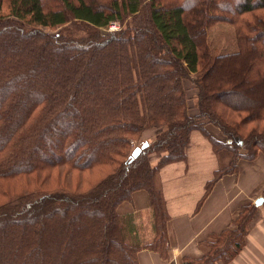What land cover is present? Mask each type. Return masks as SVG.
I'll use <instances>...</instances> for the list:
<instances>
[{"label": "trees", "instance_id": "16d2710c", "mask_svg": "<svg viewBox=\"0 0 264 264\" xmlns=\"http://www.w3.org/2000/svg\"><path fill=\"white\" fill-rule=\"evenodd\" d=\"M235 2L198 9L199 0H0V264H138L141 250L166 259L158 173L184 159L190 133L208 136L212 127L229 142L210 137L215 151L233 159L213 181L235 170L236 157L264 153V0ZM213 12L230 15L224 20L234 27L235 50L209 57ZM139 14L134 27L99 30ZM237 57L257 62L255 79L232 87L213 76ZM183 81L195 88L192 108ZM241 84L252 88L242 97L248 105L260 97L256 107L228 102ZM146 129L156 131L151 142L131 146ZM64 166L83 174L78 190L39 184ZM140 204L150 210L147 241L135 220L141 213H133ZM248 216L202 244L200 259L182 264L229 262L243 245Z\"/></svg>", "mask_w": 264, "mask_h": 264}, {"label": "crops", "instance_id": "0c3cea01", "mask_svg": "<svg viewBox=\"0 0 264 264\" xmlns=\"http://www.w3.org/2000/svg\"><path fill=\"white\" fill-rule=\"evenodd\" d=\"M155 133L149 132L148 139ZM210 137L221 140L222 136L220 132L211 131L206 136L192 131L184 159L159 170L158 184L167 215V258L163 260L157 252L142 250L136 257L138 264H182L184 259L198 260L205 253L202 244L226 232L238 217L248 212L241 249L229 262L214 264H264V153L252 160L237 157L235 170L213 181L214 175L226 171L233 159L226 149L215 151ZM259 199L262 202L255 205ZM138 211L142 216L136 217L137 224H140L138 219L148 220L146 207L140 204L133 213ZM144 226L143 239L147 241L148 222Z\"/></svg>", "mask_w": 264, "mask_h": 264}, {"label": "rangeland", "instance_id": "374dc122", "mask_svg": "<svg viewBox=\"0 0 264 264\" xmlns=\"http://www.w3.org/2000/svg\"><path fill=\"white\" fill-rule=\"evenodd\" d=\"M98 1L100 2V0H97V2ZM195 1H197V0H195ZM199 1H200V3L198 4V7H200V5H201V7L198 8V9L203 8V4H205V6L208 7V8L213 5V6H215L216 9H222V8H220V6L225 4V2H227V0H226L225 2L223 1L222 4H218V3H215L214 0H199ZM235 1L232 0V3H234ZM239 1L240 0H238V3H240ZM47 2H48L47 4L51 5V2H53V0H47ZM191 3L186 4V7L190 8ZM197 3L198 2H195V4H197ZM6 8L7 7L4 6V10L5 11H6ZM228 9H229L230 12L233 11V9L230 7V5H228ZM210 15L208 14L209 18H210ZM212 15H217L218 21H217L216 24H211V27L209 29H207V34H206L207 35V42H206L207 49H205L206 50V55L208 54L209 57L210 56L212 57V55L213 56L218 55V54H220L223 51H227L229 53L233 52L235 50V43L231 39H229V36H230L231 32L233 33L234 27H232L231 25H227L225 23V20H224L225 18H229L230 15L225 16V15L220 14V12H213ZM142 18H143V14H139V15H137L135 17L134 16H132V17L128 16L126 18V20L123 22V24L112 23L109 26H107L106 28H102V29L100 28L99 30L101 32H107L108 33V32L118 31V30L122 29V27H124V26L126 27L128 25L134 27V23H138L139 21L141 22ZM189 23H190V25L192 27L194 26V23H192L191 21ZM193 30H194L193 32H196L194 28H193ZM47 31H48V33H52L53 34V33L57 32V29H48ZM248 41L249 40H247L246 44L244 42V46L246 48L251 47V45H249ZM200 54H202V53L200 52ZM239 57H237L236 60H235V62H238L237 64H232L233 62L230 61V60L222 62L221 65L218 66L219 72H217V73L215 72V74L213 76L218 77L217 80L219 78L221 79V78L226 77L228 79V83H229L228 86H232V87L235 86L238 83V79L239 78H242L243 81H245L248 77L255 79L256 76H254V74L256 72L254 73V71L256 70V68L258 69V66L256 64L257 62L251 63L248 66L246 64V62L244 63L243 60L241 58H239ZM238 59H241V60H238ZM238 64H239V66H238ZM232 66L234 67V69H233L234 71L230 70V68ZM201 69H202V67L200 66L199 72L200 71L202 72ZM236 69L239 70V74H237L236 76H233V72L236 73L235 71H237ZM249 69L251 70L250 74H248ZM214 71H216V70H214ZM258 71L259 70H257V72ZM192 76L195 77V75H192ZM215 83H216V81H215ZM183 88H184L185 95L188 97L187 104H188L189 107L192 108L193 100H194V96H195V92H196L195 88H194L193 84H191L189 81H183ZM237 89H238L237 91H232L233 93L236 92V94L230 95L232 98H230L231 100H228L229 103H231L234 106L236 105V106H240V107H244V108H246V107L249 108V107H254V106L256 107L257 106L260 97L257 100L255 99L254 101H251V105H248L247 102H244V100H242V97H248V93L247 92H249L252 89L251 87H249V86L246 87L243 84H241L240 88H237ZM224 91L226 93H230V92H228L229 91V87H228V90L226 89ZM192 113H193V111H191V114ZM243 116L245 117V114ZM252 126L253 125H250V124H249V126L246 125V129H250ZM262 127H263V124H261V128ZM151 131H155V130L154 129H146V130L142 131V133L139 134V137H138L139 142L131 140L130 145L131 146H135V145L137 146L142 141L151 142V139H148V137H149L148 133L151 132ZM211 131L212 132H219L218 130H216V129L212 128V127L207 129V133L208 134H211ZM210 136H214V135H210ZM214 141H217V142H220V143H223V142L227 143L225 141L224 137H221V140L216 137V138H214ZM238 145H240V143H238ZM240 147H241V145H240ZM237 153L238 154L243 153V149L239 148V150H237ZM46 173H44V174H46ZM48 173L50 174V177H49V175H43L42 174V176H40V181H39V184L45 190L48 189L47 191L58 190V186L59 185L64 187V188H69V190L70 189L73 190V191L78 190V184L83 181L82 178L84 177L83 174L80 173L79 171H76V170H73V169H69V168H67L65 166L64 167H54L53 170H51V171L48 170ZM88 174H90V172ZM90 175L92 177L91 178V180H92V179L95 178L94 175H96V174H93V175L90 174ZM11 188H13V187H11ZM80 190L82 191V190H84V188L80 187ZM1 201L3 202L4 199L0 200V204H2ZM149 211H147L146 217L149 216V214H148ZM141 216H142V213H141ZM15 222H17V221H15ZM147 222H148L147 219L146 220L145 219H143V220L141 219L140 220V223L142 225H144ZM24 224H21V225H24ZM161 259L166 260V259H164V257H161Z\"/></svg>", "mask_w": 264, "mask_h": 264}, {"label": "water", "instance_id": "95a60500", "mask_svg": "<svg viewBox=\"0 0 264 264\" xmlns=\"http://www.w3.org/2000/svg\"><path fill=\"white\" fill-rule=\"evenodd\" d=\"M228 143H229V142H228ZM146 146H147V143H143V144L141 145V147H137V148H135V149L132 151V154H131L132 159L136 158V157L139 155V153L141 152V150L144 149V148H146ZM261 202H262V199H259V200L255 203V205H259Z\"/></svg>", "mask_w": 264, "mask_h": 264}]
</instances>
